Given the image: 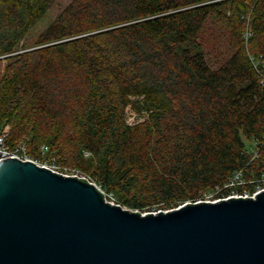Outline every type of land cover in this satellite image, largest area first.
Instances as JSON below:
<instances>
[{
	"label": "trees",
	"instance_id": "trees-1",
	"mask_svg": "<svg viewBox=\"0 0 264 264\" xmlns=\"http://www.w3.org/2000/svg\"><path fill=\"white\" fill-rule=\"evenodd\" d=\"M56 2L0 0L6 144H47L140 213L264 172V0H70L25 44Z\"/></svg>",
	"mask_w": 264,
	"mask_h": 264
},
{
	"label": "water",
	"instance_id": "water-1",
	"mask_svg": "<svg viewBox=\"0 0 264 264\" xmlns=\"http://www.w3.org/2000/svg\"><path fill=\"white\" fill-rule=\"evenodd\" d=\"M92 184L0 161V264H264V191L140 213Z\"/></svg>",
	"mask_w": 264,
	"mask_h": 264
},
{
	"label": "built area",
	"instance_id": "built-area-1",
	"mask_svg": "<svg viewBox=\"0 0 264 264\" xmlns=\"http://www.w3.org/2000/svg\"><path fill=\"white\" fill-rule=\"evenodd\" d=\"M7 132L8 130L0 134V161L6 158H17L22 161H31L37 166L47 168L54 173L67 177L78 178L89 184H92L97 190L102 191L103 197L109 198L108 202L110 204L120 205L114 195L112 193L106 192L100 185L96 183V181L91 176L87 175L86 173L80 170H76L69 166L59 163L54 154L51 153L50 148L47 144H42L39 147V157L33 156L29 153L27 143L25 141H20L12 146L6 144L5 137L7 135ZM260 151L264 152V137L260 145L256 143V150H254V156H256ZM44 155L46 156L45 158H43ZM245 185H250V187L246 188ZM222 189H226L227 192H222ZM261 191H264V172H262L258 176H252L251 179H245L243 177V172L241 170H238L227 180L223 187H217V191L212 194H209L206 199L198 200L194 203L200 201L216 202L229 198L254 197L257 193ZM210 195H214V197L210 199ZM157 211L151 212L155 213ZM145 213L148 212H144V214Z\"/></svg>",
	"mask_w": 264,
	"mask_h": 264
},
{
	"label": "rangeland",
	"instance_id": "rangeland-1",
	"mask_svg": "<svg viewBox=\"0 0 264 264\" xmlns=\"http://www.w3.org/2000/svg\"><path fill=\"white\" fill-rule=\"evenodd\" d=\"M70 0H57V2L48 10V12L45 14V16L39 20L38 23H36L26 34L25 36V44L29 45L33 42L34 38L41 32L49 23L50 21L55 17V15L63 8L66 4L69 3ZM4 61H1L0 63V71L3 69ZM135 105L142 106L143 105V98L142 96L139 97H132L131 103L126 108V119L129 123H139L147 119L148 111L144 108H136ZM5 125L2 129L3 131H6L9 129V126ZM29 138L26 136L23 141L27 143V140ZM39 150V148H38ZM45 158V155L43 156ZM41 158V159H43ZM214 195H210L209 198L212 199Z\"/></svg>",
	"mask_w": 264,
	"mask_h": 264
}]
</instances>
